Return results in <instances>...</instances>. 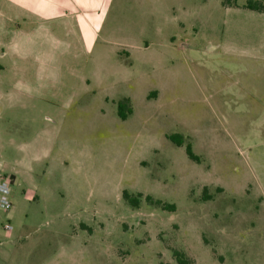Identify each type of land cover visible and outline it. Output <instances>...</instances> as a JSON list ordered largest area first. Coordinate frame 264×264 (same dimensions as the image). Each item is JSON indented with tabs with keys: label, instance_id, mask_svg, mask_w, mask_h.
I'll use <instances>...</instances> for the list:
<instances>
[{
	"label": "rangeland",
	"instance_id": "rangeland-1",
	"mask_svg": "<svg viewBox=\"0 0 264 264\" xmlns=\"http://www.w3.org/2000/svg\"><path fill=\"white\" fill-rule=\"evenodd\" d=\"M247 3L114 0L106 34L131 47L71 35L43 62L6 55L0 90L35 108L0 137L17 175L0 264H179L172 249L190 264H264V10ZM18 140L36 147L24 154ZM123 190L143 195L137 208Z\"/></svg>",
	"mask_w": 264,
	"mask_h": 264
},
{
	"label": "crops",
	"instance_id": "crops-1",
	"mask_svg": "<svg viewBox=\"0 0 264 264\" xmlns=\"http://www.w3.org/2000/svg\"><path fill=\"white\" fill-rule=\"evenodd\" d=\"M113 2L114 0H0V69L3 68L1 61L10 53L21 56L32 53L30 55H35V59L43 62L39 55L47 53L46 48H70V44L60 40L64 36L72 35L76 41L88 48L102 47L115 54L122 47H131L129 43L110 40L106 34ZM15 23V28L9 29L10 25ZM9 35L11 38L8 42L6 38ZM33 98L21 92L0 90V137L8 134L7 127L13 132L22 127L25 113L28 109L35 108L31 106ZM48 124H51L52 128L55 127L52 119ZM9 144L24 154L36 147L35 140L10 141ZM44 151L46 154L48 149ZM30 161L24 159L17 163L25 166ZM14 164L0 158V175L10 176L11 184H14L17 178L12 169ZM7 166L10 169L5 173L3 170ZM24 180L32 183V187L28 189L32 192L31 196L34 199L39 198L30 170L24 174ZM25 188L27 190V186Z\"/></svg>",
	"mask_w": 264,
	"mask_h": 264
},
{
	"label": "trees",
	"instance_id": "trees-1",
	"mask_svg": "<svg viewBox=\"0 0 264 264\" xmlns=\"http://www.w3.org/2000/svg\"><path fill=\"white\" fill-rule=\"evenodd\" d=\"M231 1H233V3H231ZM248 3L246 5V8H249L251 10H264V5L260 4L258 1H252V0H247ZM236 2V0H222V4L224 6H231L232 4H234ZM128 103L127 100H124L123 102H119L118 103V115L119 117H121L122 119L126 118V115L122 113V110L126 107V104ZM128 112L130 113V108L128 110ZM168 139L170 141H172L174 144H176L177 146H181L184 143V139L181 135L179 134H172L168 136ZM185 152L187 154V156L192 159V160H196L198 161L199 158L198 156H196L191 149V145L190 143H187L185 146ZM207 190L206 187H204V191ZM121 197L123 198V200H125L131 207L133 208H137L139 206L140 200L143 197V195L141 193H137V194H131L126 190H123L121 192ZM145 201L149 202L152 205H157L163 208H166L168 210H174V206L173 205H168V204H163L158 200L153 199L151 196L146 195L144 196ZM173 252V256L175 257L176 261L179 264H190V259H188L185 255V253L181 250H177V249H172Z\"/></svg>",
	"mask_w": 264,
	"mask_h": 264
},
{
	"label": "built area",
	"instance_id": "built-area-1",
	"mask_svg": "<svg viewBox=\"0 0 264 264\" xmlns=\"http://www.w3.org/2000/svg\"><path fill=\"white\" fill-rule=\"evenodd\" d=\"M10 185L11 180L8 176L0 175V211L8 212L12 208V202L10 200ZM3 228L5 230H11V225L6 223Z\"/></svg>",
	"mask_w": 264,
	"mask_h": 264
}]
</instances>
